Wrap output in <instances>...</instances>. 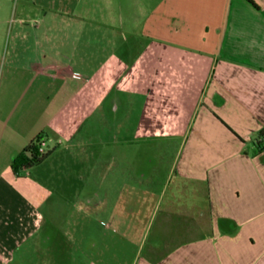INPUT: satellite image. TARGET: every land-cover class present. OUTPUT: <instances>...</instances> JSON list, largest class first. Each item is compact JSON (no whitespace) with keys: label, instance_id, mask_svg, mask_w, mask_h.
<instances>
[{"label":"crops","instance_id":"1","mask_svg":"<svg viewBox=\"0 0 264 264\" xmlns=\"http://www.w3.org/2000/svg\"><path fill=\"white\" fill-rule=\"evenodd\" d=\"M253 1L118 0L117 19L106 0L110 25L128 22L143 46L131 67L118 51L95 68L92 36L60 34L71 20L30 22L45 5L0 0V264H71L79 231L87 239L72 211L60 228L58 205L49 226L45 179L12 167L40 133L59 156L54 185L68 184L65 170L83 181L73 184L85 188L76 212L109 214L123 242L139 236L130 264H264V0ZM127 116L135 140L182 138L183 147L163 176L162 156L134 148L133 180L111 195ZM111 121L123 142L112 153Z\"/></svg>","mask_w":264,"mask_h":264},{"label":"rangeland","instance_id":"2","mask_svg":"<svg viewBox=\"0 0 264 264\" xmlns=\"http://www.w3.org/2000/svg\"><path fill=\"white\" fill-rule=\"evenodd\" d=\"M105 1L106 0H8V2L14 3V5H45L44 11L40 12V15L32 13V16L27 18L30 22L33 18L38 19V16H40L41 18H45L46 20H50L52 18L71 20L72 26H63L60 29L61 35L71 34L81 36L83 34H86L87 36H92V43L86 45V51L89 57L92 56L95 68L100 61L106 60V57L109 54L114 52L116 55H118V51L121 52V54H124V57L126 58L125 61L131 67L133 59L137 57V55H139V51L141 50V46H143V44H137L134 42V28L132 27V25H129L128 22L125 23V26H122L121 22L116 23L115 26L110 25V22L106 20L108 19V12L104 8L102 9L100 5ZM113 1L116 5V9L113 13L115 14V17L119 19L121 16L117 7L118 0ZM125 1L126 5L129 4V0ZM87 6H92V8H90V11L86 10ZM75 8L77 9L76 11L74 10ZM18 15L20 14L18 13ZM125 16H127V12H125ZM15 17L16 16H14V18ZM56 32H59L57 28ZM124 35L126 37H124L123 40L122 37ZM117 36H120V39L123 40V42H121V40H119ZM112 38L115 39V42H112ZM81 45L78 46L79 48L77 50V53H81ZM121 94H123V97H125L127 100L131 99L132 101L133 92L125 91ZM131 110H133V108ZM126 120L125 133H121V135L124 134L126 137V139L124 140V148L127 152V155L125 162H122L121 160L118 161L117 159L115 160V165L113 164L114 169H112L113 171H111L110 173L111 195H115L120 189L118 187V183L133 180L132 154L134 148L137 149L141 146L143 150L151 152L152 155L156 157L162 156V161L160 162V164L164 167L163 171L161 170L160 175L163 176L164 174L166 175V168H168L173 156L179 149L183 147L182 138H154L147 141L144 139L142 141L135 140L133 136V123L131 121L132 119L127 116ZM118 132L119 128L117 123L111 121L109 123L108 129L111 153L112 150H116V148H118L119 143L121 145L122 140L121 138L119 139ZM53 154L54 151L43 162L34 166L35 168H37L34 171L35 175H37L38 177L43 176V179H45L43 188L47 191L48 195V201L45 205L47 223H49V226H51V223H54V207L55 205H58L60 208V214H57V217H60V228H63L66 225V222L69 221L66 220L65 217L68 216L69 212L71 211L73 214H77L78 217H83V220L80 219L78 221L76 219V221L83 223L84 221H86L89 227L86 234L87 239L85 240L83 245L80 244L81 231H79V234L77 235V237H79V240L77 244L73 245V250L71 252V255L77 257V260H74L71 264H89L90 261H93L94 264H130L138 248L139 236H134L132 234L130 235V240L123 242L117 232L116 223L111 222L109 214L95 213L91 217H87V219H84V215L76 212V209L79 207V204L77 202V196H79V194L75 193V191L78 190L84 192L85 188L76 187L73 184L78 185V183H82L83 181H80L79 177L76 180L75 173L73 172L72 175H69L70 171L68 170L67 172L66 170L63 172L58 171L60 172L59 175L62 178L69 177V180L66 186L57 188L53 183L54 179L51 176L49 177L50 173L54 170V165H57V162L60 163V161L57 159L59 156H53ZM144 161L145 158L143 159V166L147 164L145 163L146 161ZM125 166L127 172H125ZM165 177H162L161 179L165 181ZM162 186H158V191L162 189ZM90 189L98 191L100 193H102L103 190L105 191L104 187L102 188L95 186ZM81 194L83 195V193ZM152 205L153 204H150L148 202L142 214H150ZM74 206H76L77 208H75ZM159 214H161V212H159ZM75 227L76 226H74V228ZM73 233H75V230H73ZM72 241L74 242V240ZM85 247H87L86 252L84 250ZM86 254L88 255L87 257L85 256ZM68 258L69 257H66V259L63 258L62 264H70Z\"/></svg>","mask_w":264,"mask_h":264},{"label":"trees","instance_id":"3","mask_svg":"<svg viewBox=\"0 0 264 264\" xmlns=\"http://www.w3.org/2000/svg\"><path fill=\"white\" fill-rule=\"evenodd\" d=\"M250 1L255 3L253 0ZM43 137V134L40 133L14 158L12 167L16 173H19L22 169L40 164L53 152V149H47L45 152L40 151L39 145ZM262 138H264V129L259 132V139Z\"/></svg>","mask_w":264,"mask_h":264},{"label":"built area","instance_id":"4","mask_svg":"<svg viewBox=\"0 0 264 264\" xmlns=\"http://www.w3.org/2000/svg\"><path fill=\"white\" fill-rule=\"evenodd\" d=\"M40 151L41 152H45L47 149H48V140L47 139H44L42 138V140L40 141Z\"/></svg>","mask_w":264,"mask_h":264}]
</instances>
